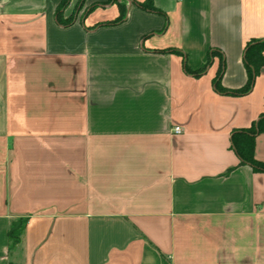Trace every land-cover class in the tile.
<instances>
[{
  "label": "crops",
  "instance_id": "1",
  "mask_svg": "<svg viewBox=\"0 0 264 264\" xmlns=\"http://www.w3.org/2000/svg\"><path fill=\"white\" fill-rule=\"evenodd\" d=\"M63 1L0 0V264L262 252L264 172L232 136L264 120V69L235 94L264 0H67V26Z\"/></svg>",
  "mask_w": 264,
  "mask_h": 264
},
{
  "label": "trees",
  "instance_id": "2",
  "mask_svg": "<svg viewBox=\"0 0 264 264\" xmlns=\"http://www.w3.org/2000/svg\"><path fill=\"white\" fill-rule=\"evenodd\" d=\"M67 0H64L62 5L59 7L57 11V22L61 25L67 26V23H61V9L65 6ZM114 2H116L114 0ZM141 8L145 10H149L153 13H158L151 4V0H147L146 3L140 5ZM119 8V17L114 22V24L120 23L124 17V6L118 5ZM264 42L253 41L250 42L244 52V61L248 74L247 84L240 90L236 91V96H243L251 92L253 87V82L255 76H257L261 69H264ZM216 90L222 93V89L218 87V83H216ZM264 120H259L248 130L240 131L236 133V135L232 136V148L236 152L237 156L240 158L242 163L250 165L254 171H263L264 165L255 161L253 158V150H254V142L253 136L256 132L264 131ZM9 240L11 245H15L18 243V237L16 235V231H13L9 234Z\"/></svg>",
  "mask_w": 264,
  "mask_h": 264
},
{
  "label": "rangeland",
  "instance_id": "3",
  "mask_svg": "<svg viewBox=\"0 0 264 264\" xmlns=\"http://www.w3.org/2000/svg\"><path fill=\"white\" fill-rule=\"evenodd\" d=\"M257 253V254H256ZM256 253L249 252L248 250L244 252V255L242 257V260L244 261L243 263L245 264H264V250L262 249V252L257 251ZM251 254V255H249ZM237 259H236V263H237Z\"/></svg>",
  "mask_w": 264,
  "mask_h": 264
},
{
  "label": "built area",
  "instance_id": "4",
  "mask_svg": "<svg viewBox=\"0 0 264 264\" xmlns=\"http://www.w3.org/2000/svg\"><path fill=\"white\" fill-rule=\"evenodd\" d=\"M178 1H180V0H178ZM173 133H174V134H180V133H181V129H180L179 127H175V128L173 129Z\"/></svg>",
  "mask_w": 264,
  "mask_h": 264
},
{
  "label": "water",
  "instance_id": "5",
  "mask_svg": "<svg viewBox=\"0 0 264 264\" xmlns=\"http://www.w3.org/2000/svg\"><path fill=\"white\" fill-rule=\"evenodd\" d=\"M18 227H19V224L15 225V227H14V228H15V229H17Z\"/></svg>",
  "mask_w": 264,
  "mask_h": 264
}]
</instances>
